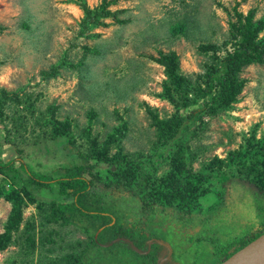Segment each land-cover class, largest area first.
Returning a JSON list of instances; mask_svg holds the SVG:
<instances>
[{
  "label": "rangeland",
  "instance_id": "374dc122",
  "mask_svg": "<svg viewBox=\"0 0 264 264\" xmlns=\"http://www.w3.org/2000/svg\"><path fill=\"white\" fill-rule=\"evenodd\" d=\"M79 1L0 0V88L22 99L0 106L1 158H17V167L23 161L32 171L56 179L65 173L64 167L85 162L82 154L92 152V142L98 149L109 142L111 156L121 152L135 160L141 157L145 167L153 164L158 169L156 178L164 177L170 169L164 161L169 149L156 150V120L171 118L175 107L161 96L164 67L151 57L176 52L180 72L195 83L215 54L203 47H222L229 41L235 8L244 14L256 9L257 19L264 18V0H119L110 9L122 11L118 16L126 24L106 20L109 26L87 36L80 34L84 12ZM84 1L90 8L102 3ZM241 76L247 83L240 102L219 117L197 121L185 145L188 168L204 174L203 186L209 189L197 210L179 214L158 205L154 213L151 200L142 206L145 214L134 213L137 222L150 220L153 227L178 233L170 230L167 237L175 244L180 264H217L229 245L264 219V193L242 176L264 153L247 148L255 129L256 139L264 137V65L248 66ZM56 126L66 128L68 135L56 136ZM116 169L105 163L96 167L105 176ZM12 176L0 172V235L12 212L5 194L23 185ZM96 187L106 189L99 182ZM29 188L35 201L27 199L22 222L8 248L0 251V264H99L100 252L79 262L90 241L86 232L56 220L53 206L60 202L59 185L54 184L55 190ZM121 188L129 197L138 193L136 188ZM113 189V195L119 193ZM116 203L121 212L137 210L127 199ZM163 254L169 257L171 251Z\"/></svg>",
  "mask_w": 264,
  "mask_h": 264
},
{
  "label": "trees",
  "instance_id": "16d2710c",
  "mask_svg": "<svg viewBox=\"0 0 264 264\" xmlns=\"http://www.w3.org/2000/svg\"><path fill=\"white\" fill-rule=\"evenodd\" d=\"M118 1L102 0L98 7L90 8L84 0H80L79 5L84 12L80 34L87 36L88 32L95 28L109 26L110 23L106 20L126 24V20L118 16L122 11L113 12L110 9ZM235 10V21L229 24V41L224 42L222 47L216 45L203 47L206 52L213 51L215 54L213 59L206 63V70L198 75L195 83L180 72V57L176 52H160L158 57H151L155 63L164 67L166 79L161 96L175 107V113L171 118L156 120L160 134L156 150L169 149L164 161L169 163L170 169L164 177L156 178L158 169L153 164L151 167H145L146 164L141 157L135 160L130 158L131 155H123L121 152L111 156L109 142L102 149H98L97 143L92 142V152L82 154L85 162L73 167H64L65 173L56 179L51 175L32 171L23 161H20L17 167V158L3 161L0 149V172L9 176L13 174L12 178L20 179L23 184L20 189L10 190L5 194L7 201L12 203V212L5 233L0 235V251L8 248L12 232L22 222L27 199L35 201L29 187L55 190L54 184H57L60 202L53 206L56 220L61 219L64 223L83 229L90 239L86 251L79 256V262L84 263L100 252L99 264H108V261L112 260L109 256L113 257L112 264H160L164 258L163 249L166 247L173 252L170 263L175 262L174 258L178 252L167 234L170 230L173 233L176 231L170 228L164 232L153 227L152 223H149L150 220L146 224L135 221L133 217L142 206H149L151 200L156 204L150 209L154 213L158 205L170 207L179 214L182 211L194 212L199 207L200 198L209 190L203 186L204 174L192 172L185 161V145L189 136L193 134L191 127L197 121L203 124L206 117H219L232 110L240 102V96L246 87L247 81L241 76L243 70L255 64L264 65V18L257 19L256 9L249 10L247 14L237 11L236 8ZM2 31L0 27V34ZM191 92L195 94L193 98ZM11 100L22 102L18 94H11L0 88V106ZM193 106L196 108L188 113L184 112ZM124 131L116 130L121 136L125 134ZM255 133L256 129L248 141L247 148L264 150V137L258 140ZM54 134L66 136L68 131L66 128L59 129L56 126ZM115 140L118 141L119 138L113 142ZM99 163L116 165L117 169L109 171L111 176H105L102 170L96 171ZM255 163L243 171L245 176L241 175L264 193V153L257 156ZM259 163L262 164V168L257 167ZM97 182L103 183L106 189L99 190L96 187ZM122 186L136 188L139 194H135L140 196L143 205L140 204L138 196L129 197L123 194ZM113 187L118 194H112L115 193L114 189L113 192L110 190ZM118 199L133 202L137 210L121 212V205L116 203ZM262 213L264 214V209ZM263 234L264 219L255 230L229 245L224 253L220 254L217 264H222ZM109 263L111 264L110 261Z\"/></svg>",
  "mask_w": 264,
  "mask_h": 264
},
{
  "label": "water",
  "instance_id": "95a60500",
  "mask_svg": "<svg viewBox=\"0 0 264 264\" xmlns=\"http://www.w3.org/2000/svg\"><path fill=\"white\" fill-rule=\"evenodd\" d=\"M222 264H264V234Z\"/></svg>",
  "mask_w": 264,
  "mask_h": 264
},
{
  "label": "flooded vegetation",
  "instance_id": "af4514ba",
  "mask_svg": "<svg viewBox=\"0 0 264 264\" xmlns=\"http://www.w3.org/2000/svg\"><path fill=\"white\" fill-rule=\"evenodd\" d=\"M165 249H168L169 251H171V254L169 255V257H166L165 254H164V258L161 260V262L164 261V263H166V264H180V263H183V262L179 261L178 254L174 258L176 263L175 262H173V263L171 262L170 263V257H171L173 252H172V250L169 247L164 248L163 251ZM161 262H160V264H161Z\"/></svg>",
  "mask_w": 264,
  "mask_h": 264
}]
</instances>
